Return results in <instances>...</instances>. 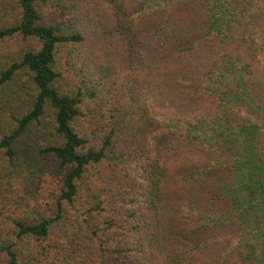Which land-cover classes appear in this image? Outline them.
Returning a JSON list of instances; mask_svg holds the SVG:
<instances>
[{
    "label": "trees",
    "instance_id": "16d2710c",
    "mask_svg": "<svg viewBox=\"0 0 264 264\" xmlns=\"http://www.w3.org/2000/svg\"><path fill=\"white\" fill-rule=\"evenodd\" d=\"M264 0H0V264H264Z\"/></svg>",
    "mask_w": 264,
    "mask_h": 264
},
{
    "label": "rangeland",
    "instance_id": "374dc122",
    "mask_svg": "<svg viewBox=\"0 0 264 264\" xmlns=\"http://www.w3.org/2000/svg\"><path fill=\"white\" fill-rule=\"evenodd\" d=\"M257 75L259 80L264 84V58ZM228 264H248V261L245 260L242 253L238 252L228 261Z\"/></svg>",
    "mask_w": 264,
    "mask_h": 264
}]
</instances>
